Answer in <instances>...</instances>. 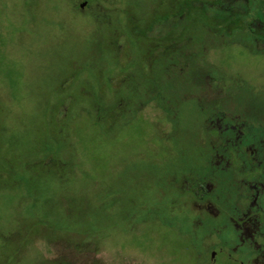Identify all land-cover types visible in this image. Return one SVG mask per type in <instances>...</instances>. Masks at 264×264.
<instances>
[{
    "label": "rangeland",
    "instance_id": "rangeland-1",
    "mask_svg": "<svg viewBox=\"0 0 264 264\" xmlns=\"http://www.w3.org/2000/svg\"><path fill=\"white\" fill-rule=\"evenodd\" d=\"M171 1L0 0V264L208 262L213 238L191 233L200 212L175 190L199 166L192 100L180 164L147 125L153 106L134 110L138 62L201 46L193 61L235 76L254 105L264 53L192 31V15L210 34L246 31L247 0H186L170 20Z\"/></svg>",
    "mask_w": 264,
    "mask_h": 264
},
{
    "label": "flooded vegetation",
    "instance_id": "flooded-vegetation-1",
    "mask_svg": "<svg viewBox=\"0 0 264 264\" xmlns=\"http://www.w3.org/2000/svg\"><path fill=\"white\" fill-rule=\"evenodd\" d=\"M247 1L249 7L242 16L246 31L210 34L201 26L195 40L204 46L205 40H213L216 48L219 39L229 35L230 46L240 45L254 54H263L264 0ZM186 4L190 3L171 1L167 18H174L178 14L175 11L182 13ZM258 6H263V12L256 11ZM255 17L262 25L261 30L250 25ZM191 18L197 20L196 25L200 24V18L194 15ZM201 48L196 54L185 49L155 57L150 63L138 62L135 75L140 77L138 85L142 88L135 90L134 110L140 115L143 109L140 98H146L153 106L152 120L149 122L150 116L145 117L150 130L159 135L167 152L175 153L180 164H188L183 144L188 123L181 117L192 100L191 111L197 125L191 136L196 141L199 166L188 170L194 181L183 182V187L189 185V193H180L175 188L183 201L191 200L200 212V219L191 225V233L200 232L203 243L208 236L213 238L206 245L213 250L205 264H264V87L253 105L249 88L240 85L235 76H226L211 64L193 61L199 58ZM190 67L194 71L191 77ZM119 69L123 75L125 68ZM131 81L134 83L136 78ZM172 182L177 183L176 177Z\"/></svg>",
    "mask_w": 264,
    "mask_h": 264
},
{
    "label": "trees",
    "instance_id": "trees-1",
    "mask_svg": "<svg viewBox=\"0 0 264 264\" xmlns=\"http://www.w3.org/2000/svg\"><path fill=\"white\" fill-rule=\"evenodd\" d=\"M256 11H257L258 13L263 12V6H258ZM194 29H195V31H200V24L196 25V26L194 27ZM204 30H205V28H204Z\"/></svg>",
    "mask_w": 264,
    "mask_h": 264
},
{
    "label": "water",
    "instance_id": "water-1",
    "mask_svg": "<svg viewBox=\"0 0 264 264\" xmlns=\"http://www.w3.org/2000/svg\"><path fill=\"white\" fill-rule=\"evenodd\" d=\"M84 6H85V4H81V5H80V9H83Z\"/></svg>",
    "mask_w": 264,
    "mask_h": 264
}]
</instances>
